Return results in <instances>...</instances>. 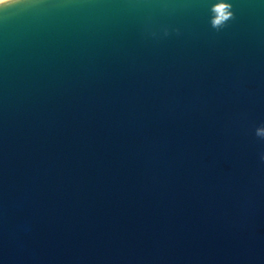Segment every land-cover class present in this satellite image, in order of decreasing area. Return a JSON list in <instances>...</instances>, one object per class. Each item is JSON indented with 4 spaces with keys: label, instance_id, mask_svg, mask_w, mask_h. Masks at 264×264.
Returning a JSON list of instances; mask_svg holds the SVG:
<instances>
[{
    "label": "water",
    "instance_id": "obj_1",
    "mask_svg": "<svg viewBox=\"0 0 264 264\" xmlns=\"http://www.w3.org/2000/svg\"><path fill=\"white\" fill-rule=\"evenodd\" d=\"M230 2L0 9V264H264V0Z\"/></svg>",
    "mask_w": 264,
    "mask_h": 264
},
{
    "label": "clouds",
    "instance_id": "obj_2",
    "mask_svg": "<svg viewBox=\"0 0 264 264\" xmlns=\"http://www.w3.org/2000/svg\"><path fill=\"white\" fill-rule=\"evenodd\" d=\"M27 2L28 0H0V9H5L6 7L22 6ZM209 12L210 26L216 31L224 29L229 21L235 19L233 5L230 0H214ZM176 31L178 32L179 30L177 29ZM168 35L169 30L165 28L163 30V36L167 37ZM255 135L261 139H264V125H261L255 129ZM260 158L262 161H264V153L261 154Z\"/></svg>",
    "mask_w": 264,
    "mask_h": 264
}]
</instances>
